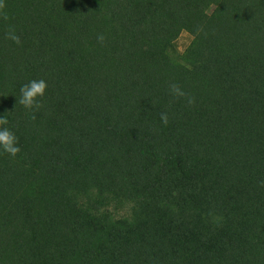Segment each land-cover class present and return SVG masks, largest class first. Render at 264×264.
Here are the masks:
<instances>
[{"label": "trees", "instance_id": "16d2710c", "mask_svg": "<svg viewBox=\"0 0 264 264\" xmlns=\"http://www.w3.org/2000/svg\"><path fill=\"white\" fill-rule=\"evenodd\" d=\"M3 2L0 264H264V0Z\"/></svg>", "mask_w": 264, "mask_h": 264}, {"label": "clouds", "instance_id": "9594fccd", "mask_svg": "<svg viewBox=\"0 0 264 264\" xmlns=\"http://www.w3.org/2000/svg\"><path fill=\"white\" fill-rule=\"evenodd\" d=\"M5 7L6 5L3 0H0V16H2L4 20H7V14L4 12ZM5 37L17 45L21 43L20 37L16 35L14 29L8 30L5 33ZM104 39L105 37L103 34L97 36L99 43H103ZM47 87L48 85L44 79H34L20 88V98L18 103L23 106L25 110L33 113L32 119H35L34 113L43 107L42 99ZM168 93L174 99H185L188 106H192L195 103V98L191 97L175 82L168 85ZM159 118L164 125H167L168 114L166 112H162ZM8 123L9 121L5 116L0 118V150L15 157L21 149L18 146V137L7 127ZM262 186H264V183H262Z\"/></svg>", "mask_w": 264, "mask_h": 264}, {"label": "rangeland", "instance_id": "374dc122", "mask_svg": "<svg viewBox=\"0 0 264 264\" xmlns=\"http://www.w3.org/2000/svg\"><path fill=\"white\" fill-rule=\"evenodd\" d=\"M190 42V37L188 35L182 34L177 41V47L179 51H182Z\"/></svg>", "mask_w": 264, "mask_h": 264}]
</instances>
